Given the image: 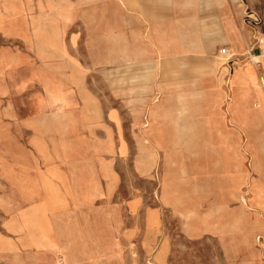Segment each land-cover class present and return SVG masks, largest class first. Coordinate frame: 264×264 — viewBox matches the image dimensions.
<instances>
[{"label":"crops","instance_id":"0c3cea01","mask_svg":"<svg viewBox=\"0 0 264 264\" xmlns=\"http://www.w3.org/2000/svg\"><path fill=\"white\" fill-rule=\"evenodd\" d=\"M263 35L264 0H0V95L9 88L13 108L28 114L27 92L36 78L47 88L42 97L62 96L69 121L62 134L112 144L118 154L121 144L126 151L124 143L149 152L144 142L224 137L225 147L192 153L186 175L194 181L226 178L218 193L230 188L237 198L246 183L262 208V232L263 145H252L261 164L255 169L251 163V175L260 189L243 179L242 159L246 154L251 162L252 156L234 138L264 135V111L249 109L260 98L254 85L255 79L260 84V70L242 60L250 47L258 50ZM222 47L242 60L227 77L219 66ZM109 78L123 83L114 90L104 85ZM76 95L89 96L88 129L81 128L85 116L75 107ZM48 104L43 97L39 112ZM239 106L245 110L237 113ZM163 190L167 195L170 183ZM44 224L42 232L49 227L54 239L51 254L61 253L64 264H72L69 246Z\"/></svg>","mask_w":264,"mask_h":264},{"label":"rangeland","instance_id":"374dc122","mask_svg":"<svg viewBox=\"0 0 264 264\" xmlns=\"http://www.w3.org/2000/svg\"><path fill=\"white\" fill-rule=\"evenodd\" d=\"M33 80L28 114L14 109L9 88H1L0 264H64L61 253L49 250L54 239L49 227L42 232L46 220L69 246L75 264H264V231H257L262 208L247 184L237 198L230 188L218 193L226 178L194 181L186 175L192 153L225 147L224 137L144 142L149 152L124 143L126 151L121 144L118 154L112 144L62 134L69 122L62 96H43L49 104L39 112L47 88ZM104 85L119 86L111 78ZM254 85L260 98L249 109L264 111V91L256 79ZM73 97L85 116L81 128L88 129L89 96ZM19 98L26 101L25 95ZM30 113L38 115L26 119ZM261 136L234 138L252 156L251 162L248 155L241 157L247 182L251 163L260 168L252 145H263L264 154ZM164 183H170L167 195ZM229 240L237 246L230 247Z\"/></svg>","mask_w":264,"mask_h":264},{"label":"built area","instance_id":"2783aa9c","mask_svg":"<svg viewBox=\"0 0 264 264\" xmlns=\"http://www.w3.org/2000/svg\"><path fill=\"white\" fill-rule=\"evenodd\" d=\"M257 51L254 47H250L247 54L244 55L243 61L257 66L260 70L258 81L264 91V35L257 39ZM220 58V67L223 69V73L225 77H227L232 70L234 69L235 65L239 63V57L237 53L228 50L226 47H222L219 49ZM240 60V61H242Z\"/></svg>","mask_w":264,"mask_h":264},{"label":"bare ground","instance_id":"6f19581e","mask_svg":"<svg viewBox=\"0 0 264 264\" xmlns=\"http://www.w3.org/2000/svg\"><path fill=\"white\" fill-rule=\"evenodd\" d=\"M148 109H149V108H148ZM146 122H147V121H146ZM146 122H145V123H146ZM148 123H149V122H148ZM252 180H253V178H252ZM164 182H165V181H164ZM253 185H254V186H259L260 189H262V184H261V183L258 184L257 181H256L255 179L253 180ZM72 194H73V193H72Z\"/></svg>","mask_w":264,"mask_h":264}]
</instances>
